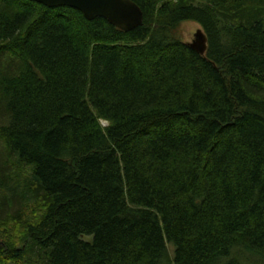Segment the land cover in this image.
Segmentation results:
<instances>
[{
	"label": "trees",
	"instance_id": "1",
	"mask_svg": "<svg viewBox=\"0 0 264 264\" xmlns=\"http://www.w3.org/2000/svg\"><path fill=\"white\" fill-rule=\"evenodd\" d=\"M131 1L0 0V264L264 262V0Z\"/></svg>",
	"mask_w": 264,
	"mask_h": 264
},
{
	"label": "water",
	"instance_id": "2",
	"mask_svg": "<svg viewBox=\"0 0 264 264\" xmlns=\"http://www.w3.org/2000/svg\"><path fill=\"white\" fill-rule=\"evenodd\" d=\"M46 8H70L80 12L88 21L96 18L124 33L142 25L143 15L140 8L131 0H29ZM187 46L200 56L207 49V39L202 30H197L191 43Z\"/></svg>",
	"mask_w": 264,
	"mask_h": 264
},
{
	"label": "rangeland",
	"instance_id": "3",
	"mask_svg": "<svg viewBox=\"0 0 264 264\" xmlns=\"http://www.w3.org/2000/svg\"><path fill=\"white\" fill-rule=\"evenodd\" d=\"M202 30V28L193 22H185L182 23L179 28L176 30V35L178 38H180L184 43H191L194 39V34L196 33L197 30ZM103 127L107 126V123L102 122L101 123ZM29 169L25 168V173L27 176ZM87 240V239H85ZM168 250L170 252V255L172 254V246L168 245ZM256 264H264V262H258Z\"/></svg>",
	"mask_w": 264,
	"mask_h": 264
}]
</instances>
